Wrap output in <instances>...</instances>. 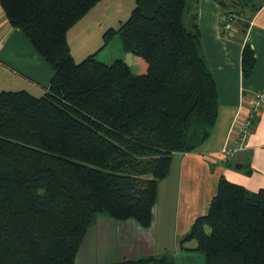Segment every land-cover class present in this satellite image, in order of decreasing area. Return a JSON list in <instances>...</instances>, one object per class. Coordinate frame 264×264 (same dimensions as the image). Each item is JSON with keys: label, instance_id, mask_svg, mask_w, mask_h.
I'll return each mask as SVG.
<instances>
[{"label": "trees", "instance_id": "16d2710c", "mask_svg": "<svg viewBox=\"0 0 264 264\" xmlns=\"http://www.w3.org/2000/svg\"><path fill=\"white\" fill-rule=\"evenodd\" d=\"M101 1L0 0L11 26L54 71L42 97L0 93V264H76L99 215L149 228L174 154L197 152L217 124L219 90L194 11L185 23L187 0H136L123 26L106 33V44L120 35L136 68L94 55L74 60L68 32ZM211 1L243 33L241 20L264 6ZM255 64L245 45V78ZM185 240L197 242L205 264H264V189L251 193L220 178Z\"/></svg>", "mask_w": 264, "mask_h": 264}, {"label": "crops", "instance_id": "0c3cea01", "mask_svg": "<svg viewBox=\"0 0 264 264\" xmlns=\"http://www.w3.org/2000/svg\"><path fill=\"white\" fill-rule=\"evenodd\" d=\"M187 2L184 20L186 24L190 22L192 11L197 15L202 54L219 90V112L212 136L202 146L201 151L199 149L195 153L174 154V167L168 180L178 174L179 187H176L178 201L181 203L184 199L189 211L194 209L205 211L209 209L216 195L220 178L241 185L251 193L264 189V106L255 116L252 134L245 143L246 149L231 155L224 154L223 151L226 147L234 149L239 146L243 124L253 111L255 95L261 94L264 97V6L250 18L241 20L242 25L248 23L243 33L237 23L231 25L229 31L225 30V26L222 25L224 16L217 3L211 0H187ZM128 3L134 7L136 0H102L84 18H90L92 12H95L93 21L96 20L99 26H102L99 20L103 18L107 22L106 27L119 30L126 21L123 19L130 18L132 11L129 12ZM113 5H116V9L112 8ZM82 20L79 23L85 19ZM245 45H249L254 50L256 57L255 67L248 78L243 76L242 71V54ZM69 47L72 53V48L70 45ZM125 56L126 58L122 60L130 67L136 68L137 59L126 52ZM53 75L52 67L34 49L22 31L11 26L0 6V79L4 80L0 93L27 91L32 96L42 97L49 88ZM249 169L251 173H248ZM154 210L155 208L153 217ZM99 216H105L104 227L114 224L112 218L106 215ZM134 222L127 223V226L132 227L134 232L140 231L141 226ZM95 247L97 249V246ZM152 252L151 249L147 252L140 251L138 255L154 256ZM131 255L134 257V254L124 253L116 261H125L128 258L131 260ZM112 262L115 261L101 264Z\"/></svg>", "mask_w": 264, "mask_h": 264}, {"label": "rangeland", "instance_id": "374dc122", "mask_svg": "<svg viewBox=\"0 0 264 264\" xmlns=\"http://www.w3.org/2000/svg\"><path fill=\"white\" fill-rule=\"evenodd\" d=\"M131 4V3H130ZM136 4V3H135ZM130 6L129 12L134 8ZM112 8L116 9V5ZM90 18H84L81 23H77L70 30L68 44L72 48V55L76 63H81L88 56L94 55L96 60L107 65L114 64L117 60L126 58L121 44L120 35H116L108 44H106L105 35L111 30L106 27V20L101 18L99 26L94 20L95 12H92ZM110 15L113 14L110 13ZM123 20H128L125 17ZM125 21V22H126ZM124 22V23H125ZM123 23V24H124ZM132 58L136 57L133 55ZM4 80L0 79V87L3 88ZM4 90V89H3ZM246 145V144H245ZM242 151H244L246 146ZM202 147L200 148V151ZM229 150L228 147L223 151ZM237 150L235 153L240 152ZM173 162L170 174L173 170ZM169 174V176H170ZM169 176L159 183V198L157 206L155 205L152 225L149 228H141L140 231L134 232L132 227L127 223L112 220L114 224L104 227L105 216H97L96 222L91 227L78 255L76 264H96L108 263L121 258L124 253L131 255V260L146 258L147 255L140 256L138 252H147L150 249L155 256L167 255L175 259L176 264H205V257L202 253L192 251L196 249L197 242L185 240L186 235L190 232L192 225L198 216L207 213L205 211H189L185 201L180 203L178 200L176 187H179L178 174ZM186 182V181H184ZM126 223V224H125ZM135 223V222H134ZM97 246V249L96 247ZM146 254V253H145ZM152 257V256H149ZM129 260V258L127 259Z\"/></svg>", "mask_w": 264, "mask_h": 264}, {"label": "built area", "instance_id": "2783aa9c", "mask_svg": "<svg viewBox=\"0 0 264 264\" xmlns=\"http://www.w3.org/2000/svg\"><path fill=\"white\" fill-rule=\"evenodd\" d=\"M225 22V30L229 31L231 29V24L228 19H224ZM264 106V97L261 94L255 95L254 101H253V111L251 113V116L248 120H246L242 127V134L240 137V144L237 148L225 150L224 154H234L237 150H243L245 143L249 140L251 134H252V125L253 121L255 119V116L257 112Z\"/></svg>", "mask_w": 264, "mask_h": 264}]
</instances>
